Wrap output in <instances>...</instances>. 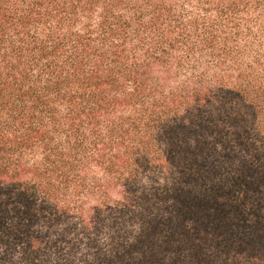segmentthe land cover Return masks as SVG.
<instances>
[{"label": "trees", "instance_id": "1", "mask_svg": "<svg viewBox=\"0 0 264 264\" xmlns=\"http://www.w3.org/2000/svg\"><path fill=\"white\" fill-rule=\"evenodd\" d=\"M0 264H264V0H0Z\"/></svg>", "mask_w": 264, "mask_h": 264}]
</instances>
